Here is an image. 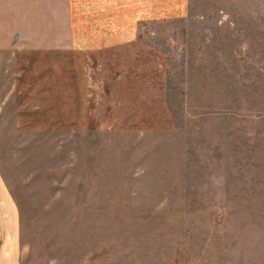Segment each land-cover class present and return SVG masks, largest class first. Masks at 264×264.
I'll return each instance as SVG.
<instances>
[{
  "label": "rangeland",
  "instance_id": "obj_1",
  "mask_svg": "<svg viewBox=\"0 0 264 264\" xmlns=\"http://www.w3.org/2000/svg\"><path fill=\"white\" fill-rule=\"evenodd\" d=\"M71 7L0 52V264H264V0Z\"/></svg>",
  "mask_w": 264,
  "mask_h": 264
},
{
  "label": "crops",
  "instance_id": "obj_2",
  "mask_svg": "<svg viewBox=\"0 0 264 264\" xmlns=\"http://www.w3.org/2000/svg\"><path fill=\"white\" fill-rule=\"evenodd\" d=\"M72 0H0V52L72 48ZM0 200V206H2Z\"/></svg>",
  "mask_w": 264,
  "mask_h": 264
}]
</instances>
